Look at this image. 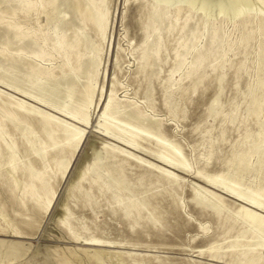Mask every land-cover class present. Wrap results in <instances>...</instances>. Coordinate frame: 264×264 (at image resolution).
<instances>
[{"label": "rangeland", "instance_id": "1", "mask_svg": "<svg viewBox=\"0 0 264 264\" xmlns=\"http://www.w3.org/2000/svg\"><path fill=\"white\" fill-rule=\"evenodd\" d=\"M55 1L23 0L14 7L0 2V27L41 46L36 65L45 72L24 75L22 84L30 81L35 87L33 78L78 71L87 56H95L88 79L94 87L89 123L0 83V264H264V246L255 244L259 232L242 218L247 196L258 191L264 199V0H221L222 11H216L219 0L210 5L225 26L219 47L203 38L186 41L182 29L197 0H184L181 11L172 2L161 29L153 17L155 0H91L79 13L83 39L64 47L58 41ZM245 3L253 9L249 21ZM56 4L63 8L62 2ZM11 35L1 31L0 55ZM200 48L208 49L206 55L193 60ZM20 102L74 123L83 130L77 146L66 144L64 126L58 130L51 122L50 130L41 118L21 111ZM12 114L32 130L19 128ZM114 117L141 129L146 118L154 119L157 136L138 128L141 148L127 147L112 136ZM165 144L174 145L168 153L180 166L169 168L152 154ZM93 145L122 166L121 178L130 188L122 195L149 202L139 214L131 209L125 216L118 198L100 193ZM42 147L46 151L39 155L36 149ZM246 150L251 152L248 166L238 158ZM64 158L69 163L63 171L57 161ZM146 162L177 177L168 181ZM198 173L229 177L241 193ZM198 188L208 191L207 199ZM87 191L94 197L84 203ZM90 238L107 243L89 244Z\"/></svg>", "mask_w": 264, "mask_h": 264}, {"label": "bare ground", "instance_id": "2", "mask_svg": "<svg viewBox=\"0 0 264 264\" xmlns=\"http://www.w3.org/2000/svg\"><path fill=\"white\" fill-rule=\"evenodd\" d=\"M3 1L8 2L11 7L20 6L23 4V0H0V2ZM58 1L62 2L63 8H60L56 4L58 3ZM90 1L91 0L55 1L54 9L56 11V14L60 17V22L57 25L59 34H61H58V41L60 45L65 44L68 47H76L78 46L79 41L83 39L82 35L80 34L81 22H79V13L86 7V4H89ZM197 1L198 6L192 10L190 18L185 22L182 29L186 34V41L190 45V43H192L193 41H200L203 38L205 41L214 43L216 47H219L218 44L222 42L225 36V26L223 23L218 22V17H216V14L213 13V9H210V5L214 6L215 0ZM219 1L220 3L216 4V11L218 9L222 11V9L225 7L222 1ZM172 2L177 5L178 11H181L183 9L184 0H155L153 3V17L158 21V26L160 29L163 28L164 24L166 23V14H168ZM245 8V20L249 21L250 15L253 14V9L251 8L249 3H245ZM1 31L4 33L12 32V35L9 36L8 39L4 42L5 52L4 54L0 55V83L16 91H19L26 98L33 100L40 105H43L44 107H47L69 119L88 124V110L90 108V105L93 103L92 90H94L92 83L88 79L92 77L91 72L93 69H95V56H87L81 63L78 71H70L68 73H65L62 77H56L53 79L44 77L39 80L33 78L37 82V86L32 87L30 81L25 84H22L21 81L22 78H24V75L29 78L32 76V73L40 74L45 72L43 68L37 67L36 65V58L41 56L40 44H37L31 38H23L22 40H20L19 37L14 36V30L9 26H1L0 33ZM65 45L63 46L65 47ZM13 50L18 53L16 55L9 56L10 51ZM206 51H208V49H206L205 51H201V48L197 50V52L194 54L193 60L200 59L201 57L206 55ZM262 52L264 53V48ZM185 53L186 52L181 53L180 57H183ZM259 54L261 55L262 53ZM66 56L68 57V55ZM68 60H70L69 57ZM34 80H32V82H34ZM67 98H70V100H67ZM217 102L218 97L213 100L211 110L215 109ZM19 107L20 110L25 112L27 116L33 117L34 119L41 118L45 123V126L50 130L51 122L58 130H61L62 126H64V130L66 131L67 135V145L77 146L78 142L81 140L83 130L76 128L74 123H69L67 120L44 111L36 105L20 102ZM126 113H128V111ZM130 115L136 119H140L136 115ZM125 117L113 118V123H111L110 127L112 130L113 138L127 147L134 149L141 148L139 142L137 141V138L140 134L139 132H137V129H141L140 126H136L137 128H134ZM9 118L16 122L19 128L26 131L32 130V128L27 123L19 122L14 114L10 115ZM143 126L145 127V129L141 130L144 132L147 131L145 133L146 136L150 138L157 136L156 120L146 118ZM55 139L56 137H51L52 141H55ZM7 145L10 150H13V143L8 142ZM259 145L261 144L259 143ZM163 148L164 150L161 152L152 153L156 157L157 161L169 168L180 166L179 164H176L172 161L168 153L169 151H172V149H174V145L165 144ZM45 149V147H42L41 149H36V152L40 155L41 153L46 151ZM42 150L43 152H41ZM91 154L93 157V168L98 169V171L95 172L96 175L100 177V181H97L96 183H98L97 188L100 190L101 194L111 192L114 198H118L125 216H128L127 212L131 209H134L135 211H137V214H139L142 208L148 207V201L140 202L137 199H132L122 195L124 191H128L130 189L129 186L121 178L125 174L122 166L120 167L113 165V162L107 156V154H104L102 150L98 149L94 145L92 146ZM250 154L251 152L246 150L238 156L241 164H246L247 166L249 165ZM131 155L132 153H128L127 156ZM13 158L14 156H12L11 162L13 161ZM68 163V159L64 158L57 161V166L64 171L68 167ZM146 163L150 168L157 169V171L165 175L168 181L177 177V175L169 168L155 165L150 162ZM198 177L205 179L207 182L213 184L225 185L227 189L234 194L241 193L239 190V183H236L235 180L228 181V179H230L229 177L211 179L209 177L205 178L200 173H198ZM197 191L202 196V198L207 199L205 194H207L208 191L206 189L198 188ZM92 197L94 196L90 191H87L85 193L82 192L84 203H89L92 200ZM246 200L249 207L242 208V218L250 226V230L259 232V234L255 235L256 242H253H255L256 246L263 247L264 240L260 241V239L264 238V215L260 214L257 210L264 212V199L258 191H254L251 196H247ZM87 243L93 245H101L107 242H104L103 240L98 238H90ZM253 249L256 250V247Z\"/></svg>", "mask_w": 264, "mask_h": 264}]
</instances>
